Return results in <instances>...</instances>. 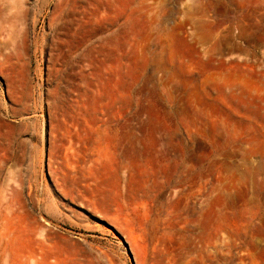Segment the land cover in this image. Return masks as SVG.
<instances>
[{
	"label": "rangeland",
	"instance_id": "1",
	"mask_svg": "<svg viewBox=\"0 0 264 264\" xmlns=\"http://www.w3.org/2000/svg\"><path fill=\"white\" fill-rule=\"evenodd\" d=\"M0 264H264V0H0Z\"/></svg>",
	"mask_w": 264,
	"mask_h": 264
},
{
	"label": "bare ground",
	"instance_id": "2",
	"mask_svg": "<svg viewBox=\"0 0 264 264\" xmlns=\"http://www.w3.org/2000/svg\"><path fill=\"white\" fill-rule=\"evenodd\" d=\"M94 63L97 65L99 63V56H98V52L96 51V55L94 58Z\"/></svg>",
	"mask_w": 264,
	"mask_h": 264
}]
</instances>
